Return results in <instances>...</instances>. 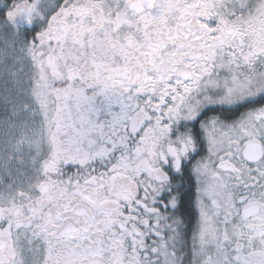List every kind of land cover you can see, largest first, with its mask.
Returning <instances> with one entry per match:
<instances>
[{"label": "snow or ice", "instance_id": "1", "mask_svg": "<svg viewBox=\"0 0 264 264\" xmlns=\"http://www.w3.org/2000/svg\"><path fill=\"white\" fill-rule=\"evenodd\" d=\"M0 264H264V0H0Z\"/></svg>", "mask_w": 264, "mask_h": 264}]
</instances>
